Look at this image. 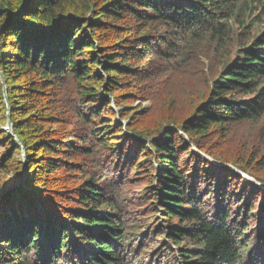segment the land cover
Returning a JSON list of instances; mask_svg holds the SVG:
<instances>
[{
	"label": "trees",
	"instance_id": "1",
	"mask_svg": "<svg viewBox=\"0 0 264 264\" xmlns=\"http://www.w3.org/2000/svg\"><path fill=\"white\" fill-rule=\"evenodd\" d=\"M0 72V264H264V0H0Z\"/></svg>",
	"mask_w": 264,
	"mask_h": 264
},
{
	"label": "rangeland",
	"instance_id": "2",
	"mask_svg": "<svg viewBox=\"0 0 264 264\" xmlns=\"http://www.w3.org/2000/svg\"><path fill=\"white\" fill-rule=\"evenodd\" d=\"M206 65H209V60L207 58L203 62L204 67L202 69V74H203L202 77H205V78L208 76H212V74L215 72V67H212V69H210ZM176 83H179V82H175V85H176ZM179 84H183V82H180ZM8 107H9V105H8ZM143 108L149 109V108H151V104L148 101L142 102V103L139 101H136L132 105L133 110L142 111ZM174 115L177 116L176 113H174L173 116ZM6 116H7V112H6ZM8 119H9V117H8ZM8 119H7V123H8ZM10 125H11V123H10ZM0 152L2 153L1 149H0ZM22 154H23V151H21V154H19L17 156L18 161H23L24 157L22 158ZM11 178L12 177H10V176L7 177V179L3 178V182L1 183V186H0V196H2L3 194H5L7 192H10V191H13L16 189V187L19 183L17 181H13Z\"/></svg>",
	"mask_w": 264,
	"mask_h": 264
},
{
	"label": "water",
	"instance_id": "3",
	"mask_svg": "<svg viewBox=\"0 0 264 264\" xmlns=\"http://www.w3.org/2000/svg\"><path fill=\"white\" fill-rule=\"evenodd\" d=\"M0 80H1V82H2V85H3V87H4V82H3V78H2V74L0 73ZM4 95H5V92H6V87H4ZM5 102L7 103V100L5 99ZM8 103H7V107H8ZM7 119H8V113H7ZM7 130H8V132L11 134V125H10V119H8V123H7ZM24 178H25V174L23 173V175H22V178H21V180L18 182L19 184L17 185V187H19L22 183H23V180H24Z\"/></svg>",
	"mask_w": 264,
	"mask_h": 264
},
{
	"label": "bare ground",
	"instance_id": "4",
	"mask_svg": "<svg viewBox=\"0 0 264 264\" xmlns=\"http://www.w3.org/2000/svg\"><path fill=\"white\" fill-rule=\"evenodd\" d=\"M21 33V32H20ZM204 48V47H203ZM211 48V47H210Z\"/></svg>",
	"mask_w": 264,
	"mask_h": 264
}]
</instances>
